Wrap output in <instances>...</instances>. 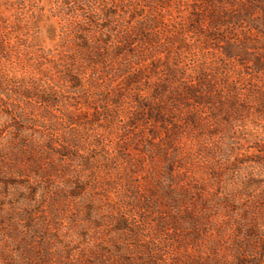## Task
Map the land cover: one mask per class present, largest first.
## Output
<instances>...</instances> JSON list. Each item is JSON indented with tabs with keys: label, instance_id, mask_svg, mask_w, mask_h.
I'll return each mask as SVG.
<instances>
[{
	"label": "rangeland",
	"instance_id": "1",
	"mask_svg": "<svg viewBox=\"0 0 264 264\" xmlns=\"http://www.w3.org/2000/svg\"><path fill=\"white\" fill-rule=\"evenodd\" d=\"M182 1L160 2L146 69L165 116L120 137L106 185L34 195L0 172V264H264V0Z\"/></svg>",
	"mask_w": 264,
	"mask_h": 264
},
{
	"label": "trees",
	"instance_id": "2",
	"mask_svg": "<svg viewBox=\"0 0 264 264\" xmlns=\"http://www.w3.org/2000/svg\"><path fill=\"white\" fill-rule=\"evenodd\" d=\"M171 1L183 4L0 0L1 173L34 195L106 185L99 165L125 162L120 137L165 116L146 69L161 54L155 15Z\"/></svg>",
	"mask_w": 264,
	"mask_h": 264
}]
</instances>
